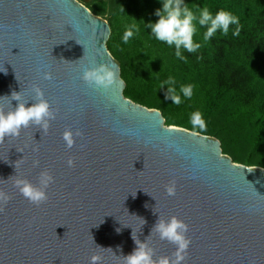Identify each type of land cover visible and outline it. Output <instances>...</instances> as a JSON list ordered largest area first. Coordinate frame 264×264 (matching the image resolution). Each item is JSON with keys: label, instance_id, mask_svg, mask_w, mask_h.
<instances>
[{"label": "water", "instance_id": "1", "mask_svg": "<svg viewBox=\"0 0 264 264\" xmlns=\"http://www.w3.org/2000/svg\"><path fill=\"white\" fill-rule=\"evenodd\" d=\"M111 34L79 0H0V104L14 111L15 91L30 107L39 86L56 112L47 131L30 124L0 142V191L12 197L0 211V264H124L138 244L174 259L177 246L154 230L172 216L189 225L182 264H264V168L126 98ZM100 64L115 72L108 89L82 79ZM67 129L82 133L72 148ZM45 170L54 182L36 205L14 180L37 184Z\"/></svg>", "mask_w": 264, "mask_h": 264}, {"label": "trees", "instance_id": "2", "mask_svg": "<svg viewBox=\"0 0 264 264\" xmlns=\"http://www.w3.org/2000/svg\"><path fill=\"white\" fill-rule=\"evenodd\" d=\"M81 1V0H79ZM196 14L205 6L213 15L228 8L240 18L225 35L218 30L208 41L200 26L194 42L201 47L183 58L175 45L154 38L151 24L159 20L163 0H91L85 6L108 21L112 34L107 43L121 64L127 87L124 95L135 103L160 110L168 126H178L218 138L224 154L234 162L264 168V0H183ZM139 31L123 43L128 26ZM239 27L240 34L233 35ZM174 78L169 83V78ZM195 85L191 99L174 104L183 84ZM200 111L204 130L193 129L190 117Z\"/></svg>", "mask_w": 264, "mask_h": 264}, {"label": "clouds", "instance_id": "3", "mask_svg": "<svg viewBox=\"0 0 264 264\" xmlns=\"http://www.w3.org/2000/svg\"><path fill=\"white\" fill-rule=\"evenodd\" d=\"M160 17L157 22L151 24V30L154 38L164 42L167 45H175L177 57L183 58L180 52L181 47L189 52H195L201 47L200 42H194L198 25H208L207 31L204 33V41L210 38L218 31H222L225 35L229 32L230 25H239L240 18L228 8H222L215 15L205 6L197 14L183 0H163V11H158ZM135 25L128 26L122 36L123 43L128 41L139 31L133 30ZM239 27L234 31L233 35H239ZM6 71V70H0ZM53 78L50 71L44 73V79L51 80ZM82 79L90 86L96 88H110L115 80V72L112 67L106 64L86 68L83 71ZM174 78H169V83L173 82ZM195 85L192 83L183 84L179 92L176 93L174 88H170V96L174 104L180 105L182 97L191 99L194 94ZM37 102L30 107L23 102V95L19 92H12L11 98L20 101L14 111L5 112L3 104H0V142H3L5 137H19L21 129L27 128L30 124L41 125L45 131L50 128L51 121L56 118V112L53 110L49 100L45 98L43 89L35 86L33 89ZM190 123L193 129L204 130L206 122L200 111H195L190 117ZM82 133L77 130L73 132L71 129L65 130L63 139L68 148H72L76 143V137ZM36 164L39 162L36 161ZM69 166L74 165V160H68ZM54 182L53 175L45 170L39 175L37 184L22 177H17L14 180V186L19 192L28 199L31 203L40 205L48 199L47 189ZM166 191L169 196L175 195V183L166 186ZM8 193L0 191V211L3 206L11 200ZM159 233L162 240H167L175 244L176 251L174 259L169 256H161L158 261L154 260V250L147 244H138L137 249L125 258L124 264H182L186 258V252L191 244V240L187 236L189 225L182 219L172 216L170 219H161L154 229ZM99 257H92V264H97Z\"/></svg>", "mask_w": 264, "mask_h": 264}, {"label": "rangeland", "instance_id": "4", "mask_svg": "<svg viewBox=\"0 0 264 264\" xmlns=\"http://www.w3.org/2000/svg\"><path fill=\"white\" fill-rule=\"evenodd\" d=\"M90 1H91V0H89V1H87V2H84V1L81 0L80 2L84 4V3H88V2H90ZM84 5H85V4H84Z\"/></svg>", "mask_w": 264, "mask_h": 264}]
</instances>
